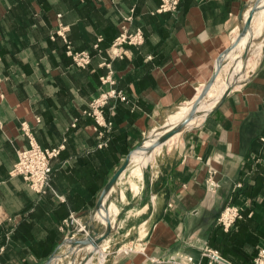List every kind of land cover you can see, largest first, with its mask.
<instances>
[{"label": "crops", "instance_id": "0c3cea01", "mask_svg": "<svg viewBox=\"0 0 264 264\" xmlns=\"http://www.w3.org/2000/svg\"><path fill=\"white\" fill-rule=\"evenodd\" d=\"M159 2L0 0V264H47L65 238L95 220L114 173L203 88L217 58L239 39L233 36L250 0H179L171 12H159ZM137 31L141 43L117 42ZM66 42L87 53L85 66ZM259 46L239 85L150 159L131 158L105 194L103 206L114 205L121 219L102 264H207L204 245L227 264H252L264 248ZM112 89L125 101L109 98L103 115L111 126L96 130L85 111ZM29 138L41 147L63 144L51 160L54 193H35L9 174ZM209 177L218 185L212 194ZM226 205L250 216L224 231L216 219Z\"/></svg>", "mask_w": 264, "mask_h": 264}, {"label": "built area", "instance_id": "2783aa9c", "mask_svg": "<svg viewBox=\"0 0 264 264\" xmlns=\"http://www.w3.org/2000/svg\"><path fill=\"white\" fill-rule=\"evenodd\" d=\"M178 2L179 0H160L158 11H175ZM61 30L62 29L56 31V34L60 35ZM142 38L143 37L140 31L135 32L133 35L122 33L117 38V42L135 45L141 43ZM66 50L73 58L76 65L83 67L89 62V56L87 53L73 52L68 42H66ZM105 80L106 79L103 81ZM113 97H116L121 101H125V97L120 92L112 89L100 94L89 103L88 110H86L85 113L94 119L96 130L99 128L108 129L111 126V123L104 118L103 107L107 103L108 99ZM21 130L28 137L23 125ZM98 133L101 135L102 132L98 131ZM100 145H103V143ZM62 149L63 144L50 148L41 147L34 140L29 138L28 147L17 152V161L13 165L9 174L10 176H20L26 182L29 189L35 193L42 194L47 191H52L54 193L51 187V160L56 158ZM206 182L208 192L211 194L214 193L218 187L216 181L212 177H209ZM244 216H250V213L245 214L244 209L240 206L226 205L219 213L216 222L224 231H228L237 220L242 219ZM64 223L68 224V221L65 219ZM73 236L74 235H72V237ZM132 251L133 250L131 248L121 250L123 253ZM201 254L202 257L207 259V264H227L217 251L211 250L205 245L201 248ZM106 257L107 253L104 254V258L100 264L105 261ZM174 264H181V262L176 261ZM252 264H264V248L257 249Z\"/></svg>", "mask_w": 264, "mask_h": 264}, {"label": "rangeland", "instance_id": "374dc122", "mask_svg": "<svg viewBox=\"0 0 264 264\" xmlns=\"http://www.w3.org/2000/svg\"><path fill=\"white\" fill-rule=\"evenodd\" d=\"M255 3H256V8H258V10L253 14L250 25L238 37L240 38V42L238 44L239 49L236 46L237 45L236 43L232 45L230 50L227 52L226 56L223 59H221L222 61H221L220 71L216 76L217 79L215 78L216 80L220 81L221 85H227L228 90H232L236 84L239 85L245 79V76H247L248 72L251 70L250 69L251 65H249V63L254 58V54L256 51L255 49L259 47V45H262L264 49V9H261L262 8L261 5H264V0H250V2L247 5V8H250ZM240 29L241 26L235 32L233 36L234 38L237 37V34L239 33ZM236 53L238 57L235 59L232 58V55L235 56ZM198 91L195 93L194 97L191 98L190 105L195 101H197L198 95L201 92ZM188 102L189 101L182 104L180 107L186 106ZM211 102L212 99L205 100V98L203 97L200 100V102H198L196 109L200 103L203 104L204 108H210L209 105L211 104ZM175 111H177V109H175ZM194 113H196V111ZM164 125L165 123L161 128L157 129L155 132L150 134L149 137L155 140L160 135H162V133H164V131L167 129V127H164ZM184 129H186V127H184ZM130 167H132V164H130L129 169ZM107 208L109 210L108 214H106V211L102 212L99 209L97 212H95V216H94L95 220H88V222L84 224L83 228H81L82 230L81 232H76V231L73 232L74 237H78V238H84L86 234H88L89 236L100 235L101 233L104 232L106 226V220L108 219L111 225V232L108 235V238L105 239V242L109 241L107 242V244L105 242H104L105 244L101 242V244L96 247H94L91 244H87L84 246V248L83 247L79 249L78 247L74 248L72 252L70 250L68 251L69 245L67 243L63 244L62 247L58 249L56 257L51 261L50 264H81V261L86 256V253H89L90 251H94L92 254L93 256L91 259L87 258L86 260H88L91 264H96L99 261L98 258L101 256L103 260L104 258L103 249L106 248L105 252L112 251V249L114 248L113 241H115L116 237H118L120 234L118 227H119V219H121V217L120 215H116L117 208L112 204L109 207L104 206V209ZM86 260H84L82 264H86L85 263Z\"/></svg>", "mask_w": 264, "mask_h": 264}, {"label": "water", "instance_id": "95a60500", "mask_svg": "<svg viewBox=\"0 0 264 264\" xmlns=\"http://www.w3.org/2000/svg\"><path fill=\"white\" fill-rule=\"evenodd\" d=\"M257 3V2H256ZM256 3L250 7L244 10V12L242 11L240 13V20H242V23L240 24L241 29L239 31V33L237 34L236 40L239 37L240 34H242V32L250 25L251 19L253 14L258 10V8H256ZM249 10V11H248ZM239 26V28H240ZM233 44H231L216 60V64H215V68L213 71V74L211 75V77L209 78V80L204 84L200 94L198 95V99L197 101H195L192 106L191 109L189 111L188 117L179 125L166 129L164 131V133H162V135H160L158 137V139L156 140V142L154 143L153 149L156 146H163L165 144V142L174 134L178 133V132H182L184 127L186 126V124L189 122V120L191 119V117L193 116L194 112L196 111V106L198 104V102H200V100L205 96V94L207 93L208 89L210 88L211 84L214 82L218 72L220 71V66H221V59L224 58V55L230 50V48L232 47ZM230 90H228V88L223 92V94L221 95L219 101L216 103L218 104L220 101L223 100V98L225 97V95L229 92ZM216 106V105H215ZM143 145V142L137 147L136 150L140 149ZM130 163V155L127 157L126 161L123 163V165L114 173V175L112 176V178L110 179L109 183L107 184V186L105 187V189L103 190V192L101 193V195L99 196V199L97 201V208L96 210L98 211L100 208H104L103 206V198L105 196V194L108 192V190L114 185L116 179L118 178V176L126 169V167L128 166V164ZM111 232V225H110V221L107 219L106 220V226H105V230L103 233H101L100 235H92L89 236L88 234L85 235L84 238H78V237H67L64 239L63 243L59 246V249L62 247L63 244H68V251L70 250L71 252L73 251L74 248H84L85 245L87 244H91L94 247L98 246L101 244V242H103L106 238H108V235ZM94 251H90L89 253H86V256L84 257V259L81 261V264L84 260H86L87 258H92V254ZM57 251H55V253H53L48 261L47 264H50L51 261L56 257Z\"/></svg>", "mask_w": 264, "mask_h": 264}, {"label": "bare ground", "instance_id": "6f19581e", "mask_svg": "<svg viewBox=\"0 0 264 264\" xmlns=\"http://www.w3.org/2000/svg\"><path fill=\"white\" fill-rule=\"evenodd\" d=\"M261 7H262L261 9H264V5H261ZM239 42H240V38L236 41L237 47H238ZM238 49H239V47H238ZM255 50L256 51L254 54V58L252 60L250 59L251 61L249 60L250 61L249 65H251L250 69H253L254 65L258 61L260 54H261V47L260 46L257 47ZM237 57H238L237 53L235 54V56L232 55V58H234V59ZM216 79L211 84L210 88L208 89L207 93L204 96L205 100L212 99V102L209 105V107L215 105L219 101L221 95L223 94V92L227 88V85H221L220 81L216 80ZM231 79H232V77H231ZM194 95H195V93L191 96V98H193ZM191 98H190V100L186 106H182V107L178 108L177 111H175L173 114H171L170 116L167 117L164 127H167V129L175 127V126L179 125L181 122H183L188 117L191 105L193 104L192 103L190 105ZM209 109L210 108H204L203 104L200 103L196 109V113L193 114V116L191 117V119L189 120V122L186 124L185 127L187 128V127L192 126L195 123L196 119L200 116H203ZM176 135H178V134L176 133V134L172 135L166 142L173 140L176 137ZM157 139L158 138H156L155 140L154 139L147 140L142 145V147L134 153V155L132 157V162L133 163H136V162L139 163L138 162L139 157L143 161H145L148 158L150 159L152 157V154L154 153V151L160 147V146H156L153 149L154 143L156 142ZM139 168H140V165L137 168V171H139ZM100 211H102V209H100ZM98 260L102 261V256L99 257ZM85 263L90 264V262L88 260H86Z\"/></svg>", "mask_w": 264, "mask_h": 264}]
</instances>
